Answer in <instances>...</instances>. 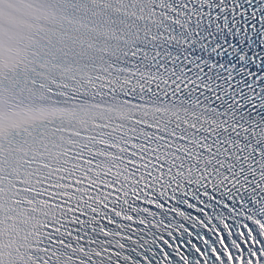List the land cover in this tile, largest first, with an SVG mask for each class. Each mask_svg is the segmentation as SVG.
Here are the masks:
<instances>
[{
	"label": "snow or ice",
	"instance_id": "snow-or-ice-1",
	"mask_svg": "<svg viewBox=\"0 0 264 264\" xmlns=\"http://www.w3.org/2000/svg\"><path fill=\"white\" fill-rule=\"evenodd\" d=\"M0 264H264V0H0Z\"/></svg>",
	"mask_w": 264,
	"mask_h": 264
}]
</instances>
